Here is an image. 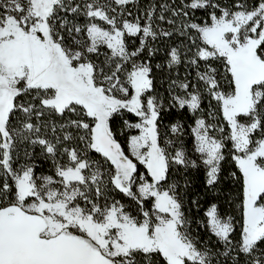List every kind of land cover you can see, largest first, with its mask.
Returning <instances> with one entry per match:
<instances>
[{
  "label": "snow or ice",
  "instance_id": "6c2138e0",
  "mask_svg": "<svg viewBox=\"0 0 264 264\" xmlns=\"http://www.w3.org/2000/svg\"><path fill=\"white\" fill-rule=\"evenodd\" d=\"M0 264H264V0H0Z\"/></svg>",
  "mask_w": 264,
  "mask_h": 264
}]
</instances>
